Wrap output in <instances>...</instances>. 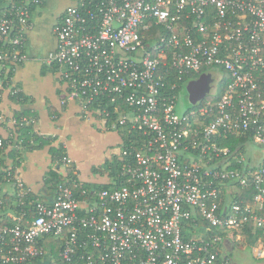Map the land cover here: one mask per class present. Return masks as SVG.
Masks as SVG:
<instances>
[{
	"label": "built area",
	"instance_id": "2783aa9c",
	"mask_svg": "<svg viewBox=\"0 0 264 264\" xmlns=\"http://www.w3.org/2000/svg\"><path fill=\"white\" fill-rule=\"evenodd\" d=\"M7 1L0 90L12 95L31 5L41 0ZM71 1L44 62L62 82L63 103L128 135V144L109 187L83 190L85 198L60 183L43 202L16 167L0 165V264L42 257L43 237L61 240L58 256L68 263L233 264L226 246L235 234L251 225L258 242L264 237V164L249 165L224 144L246 135L264 145V0ZM212 68L225 72L219 97L178 114L183 78L212 76ZM4 122L29 123L0 113ZM19 143L0 134V156ZM62 163L72 165L68 156ZM229 185L252 188L250 201L225 200Z\"/></svg>",
	"mask_w": 264,
	"mask_h": 264
},
{
	"label": "crops",
	"instance_id": "0c3cea01",
	"mask_svg": "<svg viewBox=\"0 0 264 264\" xmlns=\"http://www.w3.org/2000/svg\"><path fill=\"white\" fill-rule=\"evenodd\" d=\"M71 3V0H41L32 6V28L26 33L23 46L26 60L15 69L12 76V86L18 88L25 99L14 102L7 89L0 90V113L6 117L24 113L30 119L31 130L35 134L54 138L50 144L22 150L16 164L8 153L10 150L4 153V163L16 167L33 196L46 203L53 198L45 182L49 173L56 172L63 176L67 173L66 165L52 161L50 145L63 146L80 183L108 185L112 177L108 173L94 172L93 167L98 168L113 155H117L122 143L118 131L106 130L101 123L80 116V108L75 102H62V82L54 67L44 62L47 54L55 48L53 27ZM6 4L7 0H1L0 10L5 9ZM0 134L4 137L13 134L18 139L20 133L17 127L4 122ZM259 146L264 147L261 144ZM240 149L243 153V145ZM240 191L237 186H227L225 200L246 202V189ZM6 199L10 201L11 197L7 196ZM40 244L45 254L26 264H62L58 256L61 240L43 237ZM233 245L232 242L228 246L229 253Z\"/></svg>",
	"mask_w": 264,
	"mask_h": 264
},
{
	"label": "trees",
	"instance_id": "16d2710c",
	"mask_svg": "<svg viewBox=\"0 0 264 264\" xmlns=\"http://www.w3.org/2000/svg\"><path fill=\"white\" fill-rule=\"evenodd\" d=\"M31 6H33V5H31ZM157 33H158L157 29H154V32H153L154 40L157 38L156 37ZM153 38H148V36H147L146 41L152 42ZM220 70L225 75L224 70H222V69H220ZM41 72L43 73V70ZM195 76H197V74H193L191 76V78H195ZM204 76H205V79H203ZM209 78L212 79V76L210 74H208V75L202 74L199 77V79L192 80L189 82V84H188L189 90L191 91L189 97H190L192 104L198 105V104H201L206 99L207 100H216L219 97V93H221L222 87H223L225 81L222 80L218 83V85H219L218 94H215L214 96L207 97L206 93L209 92L210 88L206 93H204L203 92L204 86L201 87V83H202V81H204V83L205 82L207 83L209 81ZM187 79H190V77L187 76V77L183 78L184 81H183V83L182 82L180 83L179 90L181 89L183 84L187 81ZM212 82H213V79L208 83V86H210ZM4 86H6V84ZM9 97H11V99L14 102H18L22 99L23 100L25 99V96L20 91L17 93H14L12 95L9 94ZM196 98H200L201 101L197 102ZM23 114L24 113H19V114L16 113V114H14V117L19 119V120H21L22 117H25L30 123V119H28V117L23 115ZM29 123H26V124L22 123V125L17 126V130L20 133L18 136V139L20 140L19 144L21 146L20 150L10 149V151H8L9 155L12 158H14L15 164L18 163V160H19L18 158H20L22 150L29 149V148H38V147H41L43 145L50 144L51 141L54 139L51 137H42L41 135L35 134L31 130V126ZM120 136L122 139V143L128 144V139H127L128 135L120 134ZM246 142H250V138L246 135H243V136L235 137V138H232L228 141H225L224 144L228 145L232 149H234L236 147H238L240 149L242 147L243 143H246ZM49 152H50L52 161L56 162L58 164H61L62 158L66 156L64 149H63V146L61 144H59L57 146L50 145ZM120 162H121V157L119 156V153H118L117 155H113L111 159L106 160L100 167H98V168L93 167V171L99 172V173H108L111 177H115L117 172H118ZM3 164H4V154L2 156H0V165H3ZM66 169H67V173L65 176H63L59 173H56V172L49 173V176L45 182H46L47 189H50L51 193L54 192L57 185L60 183L68 185L72 189L73 193L80 198L86 197V194H82L83 190L85 192L87 190L88 193L91 194L92 190H99V189L109 187V185H107V184H105V185L104 184H91V183H85V182L80 183L77 179L74 166L66 165ZM226 189H225V191H226ZM252 192H253L252 188H250V187L246 188L247 195L245 196V199H244L246 202L250 201ZM222 198L224 199V197H222ZM242 234H245L246 236L248 235L249 237L257 240V236L260 235V232L256 231V235H255L252 232L251 225H249L247 229L242 231ZM262 243L264 244V237L262 238ZM62 264H81V262L73 260L72 262L68 263V262H65L62 260Z\"/></svg>",
	"mask_w": 264,
	"mask_h": 264
},
{
	"label": "rangeland",
	"instance_id": "374dc122",
	"mask_svg": "<svg viewBox=\"0 0 264 264\" xmlns=\"http://www.w3.org/2000/svg\"><path fill=\"white\" fill-rule=\"evenodd\" d=\"M209 72L212 74L213 82L209 86V92L206 93L207 97L213 96L215 91H217L219 88V78L223 75L222 71L217 68H212ZM202 74H205V72L197 74L194 79H187L179 90L175 105V110L178 114L183 113L187 108L192 106L189 97L191 91L188 84L192 80L199 79ZM196 99L197 102L201 101L200 98ZM242 150L245 163L249 165L264 164V147H260L257 143L246 142L243 143ZM102 179L104 180L105 178L103 177ZM233 244V249L229 253L233 264H264V244L262 242H258L256 239L240 233L235 234ZM226 250L229 251L227 246Z\"/></svg>",
	"mask_w": 264,
	"mask_h": 264
},
{
	"label": "water",
	"instance_id": "95a60500",
	"mask_svg": "<svg viewBox=\"0 0 264 264\" xmlns=\"http://www.w3.org/2000/svg\"><path fill=\"white\" fill-rule=\"evenodd\" d=\"M8 5L6 4V7ZM212 79L209 78V81L206 83V85L204 86V89H203V92L206 93L208 90H209V86H208V83L211 81ZM261 146H264V145H261Z\"/></svg>",
	"mask_w": 264,
	"mask_h": 264
},
{
	"label": "flooded vegetation",
	"instance_id": "af4514ba",
	"mask_svg": "<svg viewBox=\"0 0 264 264\" xmlns=\"http://www.w3.org/2000/svg\"><path fill=\"white\" fill-rule=\"evenodd\" d=\"M53 34H54V33H53ZM54 37H55V36H54ZM50 52H51V51H50ZM50 52H49V53H50ZM49 53H48V54H49ZM203 79H205V78H203ZM203 79H202V80H203ZM205 85H206V82L204 83V81H202V83H201V87H203V86H205Z\"/></svg>",
	"mask_w": 264,
	"mask_h": 264
}]
</instances>
